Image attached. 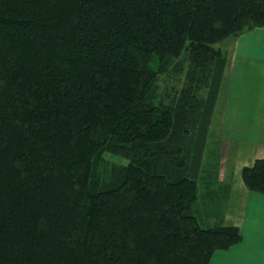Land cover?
<instances>
[{
  "label": "trees",
  "instance_id": "16d2710c",
  "mask_svg": "<svg viewBox=\"0 0 264 264\" xmlns=\"http://www.w3.org/2000/svg\"><path fill=\"white\" fill-rule=\"evenodd\" d=\"M256 27L264 0H0V264H211L241 243L205 154L217 45ZM242 175L264 195V157Z\"/></svg>",
  "mask_w": 264,
  "mask_h": 264
},
{
  "label": "crops",
  "instance_id": "0c3cea01",
  "mask_svg": "<svg viewBox=\"0 0 264 264\" xmlns=\"http://www.w3.org/2000/svg\"><path fill=\"white\" fill-rule=\"evenodd\" d=\"M233 40L227 49L222 48L228 52V64L216 133L232 148L234 161L224 222L240 227L243 241L217 252L211 264H264V195L250 191L242 178L245 166L264 157V27Z\"/></svg>",
  "mask_w": 264,
  "mask_h": 264
},
{
  "label": "rangeland",
  "instance_id": "374dc122",
  "mask_svg": "<svg viewBox=\"0 0 264 264\" xmlns=\"http://www.w3.org/2000/svg\"><path fill=\"white\" fill-rule=\"evenodd\" d=\"M256 28H260V27H256ZM256 28L247 30L244 33L249 32V31H253ZM244 33H242V34H244ZM238 36H240V35H238ZM237 37H233V38L229 37V38L225 39L224 41L220 42L217 46L220 48L227 49L228 45L232 41H234L233 40L234 38L236 39ZM226 53H228V52H226ZM227 56H228V54H227ZM184 58L185 57H183V59ZM184 67H185V69L188 68V64L185 61H184ZM186 82H187V78H186L185 74H182L181 76L171 77V78L166 76V79H165V81L162 82V84L164 87H171L172 92H179V90L182 89V87L186 84ZM205 91H206V89H203L202 92L206 94ZM225 91H226V86L224 88V91L222 89L221 92L219 93L217 102L215 104L213 117H212L213 122H212V126L210 129V133H213V134L211 136V139H209L210 144L208 145L207 151L205 154V164L213 172V176L216 178V181H215L216 185H220V184L227 183L228 181H230V179L232 177V173H233V162L234 161L232 158V156H233L232 155V148L228 147V142L224 144L223 143L224 141L222 142V139L219 138V136H218L219 134L216 133V128H217L216 124L219 121V115H220L219 110L222 106V102L224 101ZM106 159L111 163L126 162L125 159L118 157V156H115V155H112V154H106ZM242 178H243V175H242ZM232 218H234V216H232ZM232 220L236 221V218H234ZM212 222L214 223V221H212ZM262 250H264V246H262Z\"/></svg>",
  "mask_w": 264,
  "mask_h": 264
}]
</instances>
